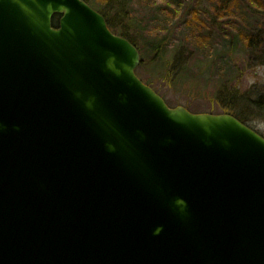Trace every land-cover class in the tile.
<instances>
[{"label":"water","instance_id":"95a60500","mask_svg":"<svg viewBox=\"0 0 264 264\" xmlns=\"http://www.w3.org/2000/svg\"><path fill=\"white\" fill-rule=\"evenodd\" d=\"M140 63L86 0H0V264H264V136Z\"/></svg>","mask_w":264,"mask_h":264},{"label":"trees","instance_id":"16d2710c","mask_svg":"<svg viewBox=\"0 0 264 264\" xmlns=\"http://www.w3.org/2000/svg\"><path fill=\"white\" fill-rule=\"evenodd\" d=\"M86 1L106 17L112 31L137 47L131 37L141 40L137 73L157 92L163 95L153 86L156 78L170 81L177 89H191L212 76L217 79L216 99L227 113L248 124L236 112L244 102L243 94L233 87L238 77L222 65L242 49L257 63H264V29L253 28L255 22L264 26L258 14L264 11V0ZM60 17L55 15V26ZM199 54L204 59L194 60ZM262 97L255 101L259 109Z\"/></svg>","mask_w":264,"mask_h":264},{"label":"rangeland","instance_id":"374dc122","mask_svg":"<svg viewBox=\"0 0 264 264\" xmlns=\"http://www.w3.org/2000/svg\"><path fill=\"white\" fill-rule=\"evenodd\" d=\"M258 14L263 20L264 11H260ZM253 28L264 29V26L255 22ZM261 35L264 36V31ZM135 37L138 40L131 38L140 47L142 42L137 36ZM259 37L261 38L260 34ZM198 59H204V57L201 54L196 55L194 60ZM260 60L262 61V58ZM222 67H227L230 72L233 71L236 74L238 78L234 81L233 87L244 96V102L236 112L246 119L252 128L264 135V63H257L249 57L246 50L242 49L232 61L225 63ZM216 80L211 76L209 80L195 83L191 89H187L185 86L177 89L171 86L170 81L156 78L153 80V86L165 96L171 106L183 105L193 112H227L228 110L223 108L221 102L216 99ZM261 96H263V108L259 109L256 107L255 101Z\"/></svg>","mask_w":264,"mask_h":264}]
</instances>
